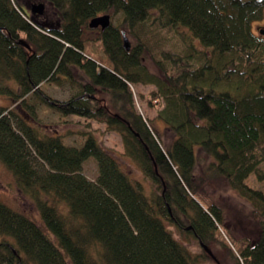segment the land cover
Returning <instances> with one entry per match:
<instances>
[{
  "label": "trees",
  "instance_id": "16d2710c",
  "mask_svg": "<svg viewBox=\"0 0 264 264\" xmlns=\"http://www.w3.org/2000/svg\"><path fill=\"white\" fill-rule=\"evenodd\" d=\"M100 14L110 24L91 28ZM263 19L264 0H0V94L11 101L0 105V163L39 217L0 200V264L214 261L203 245L216 242L224 220L204 191L208 183L250 204L251 231L225 230L235 252L220 241L233 264H264V191L245 184L264 174ZM93 42L106 65L91 56ZM50 84L70 85V96L52 97ZM134 84L152 85L148 103L172 136L168 144L136 112ZM36 103L116 131L123 155L150 182L149 195L92 133L67 144L55 125L38 121ZM195 147L208 159L202 175ZM89 158L94 180L82 173ZM168 225L192 237L200 253Z\"/></svg>",
  "mask_w": 264,
  "mask_h": 264
},
{
  "label": "rangeland",
  "instance_id": "374dc122",
  "mask_svg": "<svg viewBox=\"0 0 264 264\" xmlns=\"http://www.w3.org/2000/svg\"><path fill=\"white\" fill-rule=\"evenodd\" d=\"M40 3L42 4V13L45 8L46 10L48 8L42 2ZM36 4H39V2H36ZM27 11L29 12V7L27 8ZM47 12L49 11L47 10ZM261 23H258V25ZM91 34L94 35V33ZM89 49L92 52H90L91 56L94 57L97 62L100 61L102 64L106 63V58L102 51L101 45L98 42H93L89 46ZM86 51L89 53L88 50ZM146 65L150 71L156 72V67L152 61L147 60ZM44 89L52 97L60 99L68 98L70 96V90H72L70 85L60 88L54 84L46 85ZM131 89L133 104L136 112L143 117L149 127L151 126L155 131H157V134L161 136V138L164 140V143L168 144L170 139H172V136L170 134L165 136L163 135L165 131V124L157 117L158 108L156 106H149L148 103V93L152 90V85L134 84L131 85ZM8 97L9 96L6 94H0L1 106H8L11 103ZM104 97L107 96L104 95ZM35 107L36 119L42 124L49 123L55 125L58 131L64 135V141L67 144L78 143L77 145H80L85 136V134L82 135V133H92L99 143H101L105 148L109 149L114 155L120 158L121 167L129 175L131 181L134 183H140L143 186L144 193L149 195V189L151 187L150 182L144 177L142 171L138 169L128 157L123 155L121 136L116 131H112L110 129L108 130L103 122H98L96 120L86 119L74 115L61 117L58 113L50 110L43 104L36 103ZM194 150L195 156L198 157L195 174L202 175L208 159L204 155L199 154L200 150H198V148L195 147ZM260 169L264 172V164L260 166ZM82 173L88 179L94 180L96 178L97 167L93 159L89 158L83 163ZM245 184L264 191V174L262 175L259 171L250 174L245 180ZM204 191L222 210L221 212L224 220V226H218V232H220L221 235L219 234V237L216 238L215 243H210L207 246L208 250L214 253V261L202 260L201 264H233L234 261L228 256L226 248L222 246L220 241L223 240V242L230 246L231 250L235 252L225 230H227V232L232 235V237H238L244 233H247V231H251L252 226L248 223V221L245 220L244 217V211L250 207V204L245 199L240 197L234 190L222 186L219 187L213 183H208L205 186ZM196 199L203 207L207 206V201L202 197L201 200H199V197ZM0 200L5 204L34 218L36 221L39 220L38 213L32 201L20 191L14 181L12 174L1 163ZM168 230L175 239L185 245L189 252L192 254L200 253L201 248L192 237L181 234L175 226L168 225Z\"/></svg>",
  "mask_w": 264,
  "mask_h": 264
},
{
  "label": "water",
  "instance_id": "95a60500",
  "mask_svg": "<svg viewBox=\"0 0 264 264\" xmlns=\"http://www.w3.org/2000/svg\"><path fill=\"white\" fill-rule=\"evenodd\" d=\"M260 1H263V0H260ZM40 5L42 6L41 3L38 4V6H40ZM33 9L34 8H32V11H33ZM109 24H110V16L108 14H103V15H100V16L93 17L89 21V26L91 28L99 27V28L103 29V28L107 27ZM257 29H258L260 34L264 35V26L263 27H257ZM121 35H122L123 46H124V48L126 50H128L129 47H130V42H129L127 36L125 35L124 31L121 32ZM22 44H24V43H22ZM25 46L28 47L26 44H25ZM203 248L208 252L209 255H212L211 252L208 250L207 246L203 245Z\"/></svg>",
  "mask_w": 264,
  "mask_h": 264
},
{
  "label": "flooded vegetation",
  "instance_id": "af4514ba",
  "mask_svg": "<svg viewBox=\"0 0 264 264\" xmlns=\"http://www.w3.org/2000/svg\"><path fill=\"white\" fill-rule=\"evenodd\" d=\"M34 10H35V9H33V11H32V12H35ZM262 23H263V22H262Z\"/></svg>",
  "mask_w": 264,
  "mask_h": 264
}]
</instances>
